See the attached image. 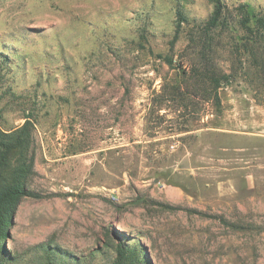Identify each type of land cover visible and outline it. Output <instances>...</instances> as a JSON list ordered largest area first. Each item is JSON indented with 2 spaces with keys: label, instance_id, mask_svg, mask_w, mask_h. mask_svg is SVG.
Listing matches in <instances>:
<instances>
[{
  "label": "rangeland",
  "instance_id": "374dc122",
  "mask_svg": "<svg viewBox=\"0 0 264 264\" xmlns=\"http://www.w3.org/2000/svg\"><path fill=\"white\" fill-rule=\"evenodd\" d=\"M222 1L264 15V0ZM213 8L0 0V129L29 123L2 176L31 158L40 194L15 209L0 247L17 257L0 264H57L43 243L112 264L119 241L146 264H264V95L241 69L218 94L189 74L191 36ZM229 41L217 60L227 72Z\"/></svg>",
  "mask_w": 264,
  "mask_h": 264
},
{
  "label": "trees",
  "instance_id": "16d2710c",
  "mask_svg": "<svg viewBox=\"0 0 264 264\" xmlns=\"http://www.w3.org/2000/svg\"><path fill=\"white\" fill-rule=\"evenodd\" d=\"M211 1L214 8L210 16L198 24L200 30L193 34L190 40L192 42L190 44L194 46L189 59V74L193 78V87L196 91H215L218 94L220 88L236 79L238 70L241 69L244 70L245 75L250 77V82L256 89V95H264V15L257 12L255 7L248 2L241 3L236 8L238 11L236 15L222 0ZM178 15L181 21L191 23L180 11H178ZM226 37L232 41H229L231 50V59L229 60L232 63L229 72L217 63L219 48L224 45ZM167 61L172 64V60L169 58ZM184 73L187 74L185 68ZM257 102L264 103L261 98H257ZM28 124L27 122L13 131L0 129V244L8 237L12 216L19 202L24 197H39L40 195L30 189L26 182L32 168L31 158L29 162L25 161L20 168L14 170L10 180L7 181L2 176V170L10 164L12 153L25 144L27 139L23 134ZM187 211L204 217L218 218L224 224L233 228L237 227L236 224L228 222L221 216L191 208ZM38 246L43 253L57 259V264H85L82 256L72 254L60 246H51L46 243ZM115 251L116 257L112 264L147 263L143 250L136 246L129 248L124 242L119 241ZM97 252L98 250H92L91 257L95 256ZM4 255L11 260H15L17 257L5 250L4 247L3 249L0 247V259ZM48 262L53 263V260L52 262L48 260Z\"/></svg>",
  "mask_w": 264,
  "mask_h": 264
}]
</instances>
